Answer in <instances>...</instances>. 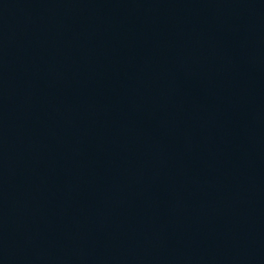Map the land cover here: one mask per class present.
I'll return each mask as SVG.
<instances>
[{"label": "water", "instance_id": "obj_1", "mask_svg": "<svg viewBox=\"0 0 264 264\" xmlns=\"http://www.w3.org/2000/svg\"><path fill=\"white\" fill-rule=\"evenodd\" d=\"M0 264H88L0 159Z\"/></svg>", "mask_w": 264, "mask_h": 264}]
</instances>
